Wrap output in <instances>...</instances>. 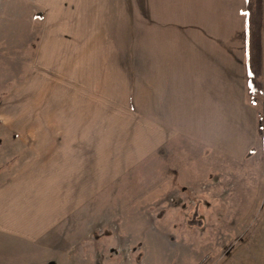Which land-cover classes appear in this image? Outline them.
<instances>
[{
    "label": "crops",
    "instance_id": "obj_1",
    "mask_svg": "<svg viewBox=\"0 0 264 264\" xmlns=\"http://www.w3.org/2000/svg\"><path fill=\"white\" fill-rule=\"evenodd\" d=\"M249 2L29 0L39 23L9 89L22 101L0 146V237L45 251L149 163L194 149L246 159L259 139Z\"/></svg>",
    "mask_w": 264,
    "mask_h": 264
},
{
    "label": "rangeland",
    "instance_id": "obj_2",
    "mask_svg": "<svg viewBox=\"0 0 264 264\" xmlns=\"http://www.w3.org/2000/svg\"><path fill=\"white\" fill-rule=\"evenodd\" d=\"M28 2L0 0L1 147L18 134L6 114L14 100L22 101V90L9 89L29 63L35 40L30 22L39 23ZM262 3L260 65L247 79L259 139L246 159L212 158L194 149L197 158L178 153L149 163L143 175L113 190L111 201H97L94 212L83 209L61 224L45 251L0 237V264H264Z\"/></svg>",
    "mask_w": 264,
    "mask_h": 264
},
{
    "label": "trees",
    "instance_id": "obj_3",
    "mask_svg": "<svg viewBox=\"0 0 264 264\" xmlns=\"http://www.w3.org/2000/svg\"><path fill=\"white\" fill-rule=\"evenodd\" d=\"M247 34L249 37V46L251 56L247 62L249 77L253 76L254 70L259 68L260 54V30L263 25V3L262 0H250L247 8ZM202 264V263H201Z\"/></svg>",
    "mask_w": 264,
    "mask_h": 264
}]
</instances>
